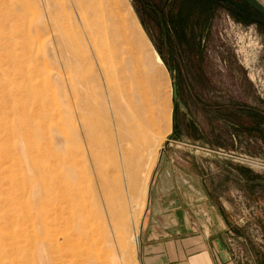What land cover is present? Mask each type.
<instances>
[{
  "label": "rangeland",
  "instance_id": "rangeland-1",
  "mask_svg": "<svg viewBox=\"0 0 264 264\" xmlns=\"http://www.w3.org/2000/svg\"><path fill=\"white\" fill-rule=\"evenodd\" d=\"M112 1L128 29L139 35L130 45L133 55L150 60L146 67L159 94L157 132L164 139L143 196L132 188L124 170H115L103 148L110 144V122L107 129L103 115L80 113L89 122L92 115L93 122L105 124L106 134L95 133L108 172L104 175L112 190L120 181L125 198V215L111 209L116 190L106 202L105 197L88 201L94 212L102 206L105 229L96 232L105 256L102 264H145L141 238L153 211H158L156 228L161 229L171 203L193 215L206 202L229 219L228 242L235 262L264 264V5L258 0V5L252 0ZM70 3L0 0V264H41L39 244L44 238L49 262L53 239L63 240L56 236V222L49 218L43 226L38 219L42 209L50 214L54 207L53 186L46 187V197L42 184L43 176L50 177L55 167L53 154L66 167L73 158L76 169L88 176L85 185L93 191L100 187L83 119L73 108L75 96L89 88L94 91V86L77 85L85 74L86 52L77 51L83 46L84 30L81 11ZM130 46L124 45L131 50ZM155 51L163 63L156 60ZM70 54L80 59L78 70ZM106 55L112 61L113 56ZM30 64L39 70L35 78L41 81L34 87L20 80ZM37 99L46 102L45 109L25 105ZM127 147L136 154L126 162L131 166L141 160L138 155L145 148L141 142ZM62 179L71 180V172ZM44 196L46 204L41 201ZM94 220L97 224L100 219Z\"/></svg>",
  "mask_w": 264,
  "mask_h": 264
},
{
  "label": "bare ground",
  "instance_id": "bare-ground-1",
  "mask_svg": "<svg viewBox=\"0 0 264 264\" xmlns=\"http://www.w3.org/2000/svg\"><path fill=\"white\" fill-rule=\"evenodd\" d=\"M70 1L72 3V5L70 3L71 8L74 6L77 12L81 11L80 20L84 30L82 36L83 43L80 42L83 46H79L77 51L81 52L84 50L86 52V55L83 56L86 62L85 74L79 79L80 81L78 80L77 85L89 87L93 84L94 86V91L92 92H89L90 88L89 91L84 92L81 91L83 89L81 88L80 91L82 94L81 96H75L73 108L75 114L83 119V122H81L84 125V135L88 139L89 145H91H88L90 147L89 158L97 172L96 176L100 187L97 188L95 185L96 187L94 189L96 190L93 191L85 185L88 176L84 170L76 169L78 163L73 160V158L66 161L70 165L66 167L64 166L63 159H61L59 155H52L54 162H56L55 167H53L54 169H52L53 171L50 177L47 176L46 178V176H43L42 181H44L42 184L44 186L45 196H48L46 187L53 186L51 188L54 190L50 193V196L53 200L52 203H54V207L50 214H47L46 210L42 209L38 214V219L43 226L48 222L49 218L51 221L56 222V236L60 234L63 240L62 242H58L57 238L53 239L51 260L49 259V262L46 258L47 243L45 238L42 239L39 244V251L42 254L41 264H59L58 261H60V264H102V260L105 256L103 257L100 252V242L96 239L97 230L105 229V221H103L101 209L102 206L94 212L88 208V201L96 197L97 199L105 197L106 202V200L110 198L112 192L116 190L114 192L116 193V201L112 204L113 207L111 209H113V211L116 210L120 215H125L126 209L124 203L125 198H123L124 194L121 191L123 187L120 186V181L116 187L113 186L115 187L113 190L110 188V185L107 186V177L104 175L106 170L103 165L102 155L98 150V148L101 150V146H99V144L97 145L98 141L96 139L98 137H96L95 133L103 131L106 134L108 127L111 126L110 128H114L113 131H108L110 137L108 143L110 144L108 146L103 145V148H105L110 159L113 160L115 170L118 173L124 170V172L128 174V178H130V185H132V188H137L139 190L138 192L141 191L143 193V196L146 195L148 190L147 183L156 159L157 150L164 139L161 134L157 132V116L159 112L157 103L159 101V94L156 91L157 87L154 88L152 85L154 80H152V74L150 75L147 69V67L151 66L148 56L143 55L142 57L135 58L133 55L134 50L130 45L139 35L128 29L124 23V18H122L118 10L119 8H117L113 1ZM259 1L264 4V0ZM124 45L130 46L131 50L124 47ZM106 54L113 56V59H111L112 61L106 60L108 58L105 59ZM155 54L156 60L163 63L160 55L156 51ZM70 56H73V58H71V64L78 70L80 59L71 54ZM38 71V69H35L33 65L30 64L28 68H25V71L20 74V80L23 84H27L31 87L36 86V84H41V81L35 78V74L38 73ZM13 97L14 95L11 94L10 98L13 99ZM25 105L40 106L39 109L43 110L46 108L47 104L46 102L43 104L39 103L37 99V101L28 100ZM39 109H37V111ZM27 111L28 108L26 112ZM88 112H92V114L97 115V117L98 114L103 115V123L106 124L107 129H105L107 131L102 128L105 124L99 126L95 123L96 121L93 122L96 119L93 118L94 116L91 115L90 122L87 121L86 118L89 117ZM80 113H87V117L85 115L86 118L84 116L82 117ZM166 113L164 122L169 127L170 116L168 112ZM109 122L110 126L108 125ZM110 132H113L112 137L110 136ZM79 133L80 132H78V134ZM98 135L100 137V134ZM140 142L143 144V149L145 148L144 153L138 155L141 160L138 162L134 161V163L130 161V163H132L131 166H127V160H131V158L136 156L135 153L127 150V146L136 145V143L140 144ZM137 147L138 146H136V148ZM132 149L133 148H131V150ZM66 172H71V180L62 179V176L66 174ZM109 178H111V176ZM131 195L132 193L130 196ZM45 196L41 198L43 204H46L45 200L47 196ZM141 201L142 199L140 200V197H138L136 200L137 206H142L140 203ZM93 213L96 215L95 217ZM112 213H110L111 217ZM95 218L98 220L100 219L97 224L94 220ZM133 242L138 245V237L136 234Z\"/></svg>",
  "mask_w": 264,
  "mask_h": 264
},
{
  "label": "crops",
  "instance_id": "crops-1",
  "mask_svg": "<svg viewBox=\"0 0 264 264\" xmlns=\"http://www.w3.org/2000/svg\"><path fill=\"white\" fill-rule=\"evenodd\" d=\"M168 210L173 211L161 229L156 228L157 210L144 226L141 252L145 264H237L228 242L229 219L218 206L206 202L193 215L183 205L171 203ZM190 229L191 233H182Z\"/></svg>",
  "mask_w": 264,
  "mask_h": 264
},
{
  "label": "trees",
  "instance_id": "trees-1",
  "mask_svg": "<svg viewBox=\"0 0 264 264\" xmlns=\"http://www.w3.org/2000/svg\"><path fill=\"white\" fill-rule=\"evenodd\" d=\"M254 3H256L258 5V3L255 0H252ZM261 8V7H260ZM262 9V8H261ZM264 11V10H263Z\"/></svg>",
  "mask_w": 264,
  "mask_h": 264
},
{
  "label": "water",
  "instance_id": "water-1",
  "mask_svg": "<svg viewBox=\"0 0 264 264\" xmlns=\"http://www.w3.org/2000/svg\"><path fill=\"white\" fill-rule=\"evenodd\" d=\"M259 1V0H258ZM260 2V1H259ZM261 3V2H260ZM262 4V3H261ZM262 5H264V4H262Z\"/></svg>",
  "mask_w": 264,
  "mask_h": 264
}]
</instances>
